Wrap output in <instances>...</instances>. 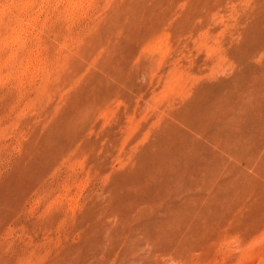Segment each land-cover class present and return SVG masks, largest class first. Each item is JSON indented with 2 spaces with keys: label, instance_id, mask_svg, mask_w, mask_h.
Returning <instances> with one entry per match:
<instances>
[{
  "label": "rangeland",
  "instance_id": "374dc122",
  "mask_svg": "<svg viewBox=\"0 0 264 264\" xmlns=\"http://www.w3.org/2000/svg\"><path fill=\"white\" fill-rule=\"evenodd\" d=\"M263 25L264 0H0V264H64L67 255L76 260L68 264H80L81 256L84 262L90 256V264H264ZM208 96L219 98L211 101ZM210 103L214 111L209 118L216 122L202 111ZM218 120L224 125L217 128ZM211 131L241 141L229 136L219 142ZM230 137L235 148L228 145ZM182 138L189 150L179 154L173 142H184ZM169 146L175 158L179 155L176 162L169 161L173 169L168 162L170 166H163L172 153ZM197 146V154L192 153ZM205 149L208 161L203 159ZM192 154L198 158L192 160ZM202 161H207L205 167ZM190 162L200 166L195 168L200 174L194 172L199 179L187 174L189 167L194 170ZM156 163L162 165L155 170ZM216 169L218 182L231 179L239 185L234 182L229 189L222 181V189L216 182L217 194L231 199L221 204L215 200L217 187L210 183L216 181ZM172 170L180 179H175L179 191L170 187ZM211 172L215 176L209 180ZM178 175H191L187 178L205 182L209 189L194 180L192 185L187 181L189 189L183 184V191L184 179ZM186 189L197 194L191 195L196 207ZM179 194L194 206L185 196L178 199ZM156 195H173L175 200L165 196L163 204ZM172 200L181 208L190 205L185 209L211 206L223 212L215 210L213 221L212 214L206 215L195 227L199 232L185 230L189 235L182 232L173 239L174 246L147 242L139 222L148 216L159 219L161 210L174 206ZM153 207L160 209L156 213ZM123 211L127 217L118 220ZM120 221H128L126 228L132 223L129 231ZM131 236L138 240V251ZM75 246L79 249L73 250ZM86 246L95 250L93 256L90 250L82 255L89 253ZM71 248L75 253L67 254Z\"/></svg>",
  "mask_w": 264,
  "mask_h": 264
},
{
  "label": "bare ground",
  "instance_id": "6f19581e",
  "mask_svg": "<svg viewBox=\"0 0 264 264\" xmlns=\"http://www.w3.org/2000/svg\"><path fill=\"white\" fill-rule=\"evenodd\" d=\"M263 27H264V25H263ZM260 28H261V26H260ZM263 30H264V29H263ZM260 31H261V30H260ZM257 32H258V31H256V33H257ZM262 32H264V31H262ZM260 33H261V32H260ZM258 34H259V33H258ZM260 35H262V34H260ZM263 36H264V34H263ZM263 65H264V64H263ZM263 65H260V68H261L262 71H263V69H262ZM257 71L259 72L260 70H257ZM257 71H256V72H257ZM258 72H257V73H258ZM260 72H261V71H260ZM257 73H256V74H257ZM262 74H263V73H261V75H262ZM247 75H248V74H247ZM247 75H245L244 77H246ZM249 75H250V74H249ZM249 75H248V76H249ZM261 75H260V76H261ZM250 76H252V75H250ZM253 76L256 77L255 75H253ZM257 76H258V75H257ZM262 77H263V75H262ZM249 78H250V77H248V79H249ZM263 78H264V77H263ZM263 78H258V79H262V80H263ZM246 79H247V78H246ZM248 79H247V81L244 80V79H242V80H244V82L246 81V83H247V82H250ZM252 79H254V78L252 77ZM256 79H257V77L254 79V83H256V82H255ZM240 81H241V80H240ZM240 81H238V82H240ZM251 83H253V80L251 81ZM251 83H250V84H251ZM259 83L262 84L263 82H259ZM257 84H258V81H257ZM245 85H246V84H245ZM248 85H249V83H248ZM252 85H253V84H252ZM252 85H250V86H251L254 90H256V91H258L259 89H261V86H262V85H261L260 88H259V87H255V88H254ZM259 85H260V84H259ZM259 85H258V86H259ZM254 86H255V85H254ZM246 87L248 88V86H246ZM251 87H250V89H249V90H250V94H249L248 90H247L246 92H248V94L252 96V95H254V94H251V90H252ZM247 88H245V89H247ZM256 88H257V89H256ZM258 88H259V89H258ZM262 89H263V86H262ZM241 90H242V92H243V87L241 88ZM260 91H261V90H260ZM260 91H259V93H260ZM263 91H264V90H263ZM244 93H245V92H243V95H244ZM259 93H258V94H259ZM261 93H262V91H261ZM239 94H241V92H240ZM239 94H238V95H239ZM246 94H247V93H246ZM255 94H257V92H256ZM263 94H264V93H263ZM243 95H242V96H243ZM240 96H241V95H239V97H240ZM246 96H248V95H246ZM258 96H259V95H258ZM260 96H261V94H260ZM208 97H209V99H210L211 101H213V100L219 98V97L215 98V96H214L215 99H214L213 97H211V96H208ZM237 97H238V96H237ZM211 98H213V99H211ZM247 98H248V97H247ZM260 98H261V97H260ZM262 98H264V97L262 96ZM206 99H207V98H206ZM231 99H232V98H231ZM231 99L228 98V100H231ZM239 99H241V98H239ZM242 99H243V98H242ZM207 100H208V99H207ZM228 100H227V102L229 103ZM233 100H234V99L231 100L232 103H233ZM250 100L252 101V98L250 99V97H249V101H250ZM216 101H218V100H216ZM237 101H240V100L237 99ZM241 101H243V100H241ZM262 101H263V100H261V102H262ZM214 102H215V101H214ZM235 102H236V97H235ZM235 102H234V104H235ZM246 102H248V101H245V103H246ZM254 102H256V101H254ZM207 103H208V102H207ZM215 103H216V102H215ZM224 103H226V102H224ZM239 103H240V102H239ZM239 103L237 102V103H236V106H237V104H239ZM249 103H250V102H249ZM234 104H233V106L235 107ZM240 104H241L242 106L244 105V104H242V102H241ZM256 104H257V103L253 104V106L255 107ZM259 104H260V103H259ZM210 105H211V103H210V104H206V105H204L205 108L202 110V111L206 114V116H208V118L212 116L211 114H212V112L214 111V109H212V107H211ZM241 105H240V106H241ZM257 105H258V104H257ZM260 105H261V104H260ZM226 106H227V105H226ZM226 106H225V107H226ZM238 106H239V105H238ZM240 106H239V107H240ZM251 106H252V105H251ZM253 106H252V107H253ZM222 107H223V105H222ZM222 107H220V108H222ZM244 107H245V106H244ZM252 107H251V108H252ZM258 107H259V106H258ZM258 107H257V109H258ZM263 107H264V104L262 103V108H263ZM214 108H215V107H214ZM226 108H228V107H226ZM232 108H233V107H232ZM259 108H260V107H259ZM228 109H229V108H228ZM234 109H235V108H234ZM260 109H261V108H260ZM220 110H221V109H220ZM241 110H242V108L240 109V111H241ZM216 111H218V109H216ZM256 111H257V110H256ZM262 111H264V110H262ZM236 112H237V111H236ZM260 112H261V110H260ZM240 113H241V112H240ZM257 113H259V111H257ZM213 114H214V113H213ZM250 114H251V113H250ZM250 114H248V115H246V116H249ZM252 114H253V113H252ZM241 115H242V114H241ZM255 115H256V114L254 113V116H255ZM221 116H222V115H221ZM231 116H232V115H231ZM231 116H230L229 118H232ZM234 116H235V115H234ZM236 117H237V115H236ZM236 117H233L232 120H233L234 118H236ZM255 117H257V115H256ZM221 118L223 119V117H219V118H217V119L220 120ZM229 118H228V119H229ZM250 118H251V116H250ZM257 118H258V117H257ZM257 118H256V119H257ZM206 119H207V117H206ZM209 119H210V121H211V120H212V121H215V122L217 121V120L213 119V117H212V119H211V118H209ZM245 119H246V118H245ZM253 119H254V118H253ZM219 120H218V122H219ZM225 120H227V117H226L225 119H223V121H224L223 123H225ZM247 120H248V117H247ZM208 121H209V120H208ZM250 121H251V120H250ZM252 121L256 122L255 120H252ZM206 122H207V121H205V123H206ZM234 122H237V121H234ZM205 123H204V125H205ZM220 123H222V121L219 122L218 124H216V125H217V128H218V126H219ZM223 123L220 124V126L224 125ZM249 123H250V122H249ZM211 124H213V123H211ZM214 125H215V124H214ZM209 128H210V126H209ZM211 128H212V127H211ZM210 130H211V129H210ZM245 130H246V129H245ZM245 130H241V131H244V133H245ZM248 130H249V129H248ZM248 130H246V133L248 132ZM263 130H264V129H263ZM241 131L239 130V132H241ZM211 132H212V133H211L212 135H214V134L216 135V133H217V136H218L219 133H220V131H218V132H216V133H215V131H214V134H213V131H211ZM221 132H222V134L225 135L224 131H221ZM235 133H236V132H235ZM237 133H238V131H237ZM230 134H231V133H230ZM215 135H214V136H215ZM228 135H229V133H228ZM263 135H264V131H263ZM229 136H232V134L229 135ZM229 136L227 137V134H226V135L223 137L224 139H222V137L220 138V136H218L219 138H217V139H218V141L222 139L221 142H224L225 137H226V138H229ZM233 136H234L235 139H237V140L240 139L239 137H237V136H235V135H233ZM233 136H232V137H233ZM215 137H216V136H215ZM236 137H237V138H236ZM183 138H184V137H183ZM183 138H182L183 141H184V139H187V138H184V139H183ZM217 139H214V140L216 141ZM235 139H234V141H235L236 143H237V142L240 143L241 139L238 140V141L235 140ZM180 141H181V140H180ZM226 141H227V142H226L227 144H228L229 141H230L229 143L233 142L232 139H231V137H230L229 141H228V139H227ZM178 142H179V141H178ZM178 142H177V144H176V142H173V144L175 143V145H173V146L175 147V148H174V151H175V149H177V150H179V151H178L179 154H182L183 151L186 152V151L189 150V143H187V142H185V141H184V142L181 141V143H178ZM195 142H197V141H195ZM219 142H220V141H219ZM198 143H200V142L198 141V142H197V145H198ZM232 144H233V143H231V145H230V144H228V145L231 146V147H233L234 144H233V145H232ZM170 145H172V143H171ZM195 145H196V143H195ZM199 145H200V144H199ZM221 145H222V144H221ZM223 145H225V146L227 147L226 144H223ZM223 145H222V146H223ZM229 146H228V148H230ZM167 147H168V146H167ZM167 147H166V148H167ZM195 147H196V146H195ZM169 148H170V150H171V147H170V146H169ZM192 148L194 149V145H193ZM234 148H235V146H234ZM197 149H198V146H197V148H195V151H194V152L192 151V153H195V152H196V154H197ZM207 149H208V148H207ZM207 149H205L206 151L204 150V152H203V155H205V157H203V159L205 158V160H207V159H206V157H207L206 152H207L208 150H210V149H208V150H207ZM170 150H169V151H170ZM172 150H173V149H172ZM172 150H171V152H172ZM191 150H192V149H191ZM163 151H165V150L163 149ZM166 151L169 152L168 150H166ZM210 151H211V150H210ZM161 152H162V151H161ZM190 152H191V151H190ZM208 152H209V151H208ZM208 152H207V153H208ZM212 152H213V150H212ZM212 152H211L210 154H212V157L214 158L215 156L213 155ZM162 153H163V152H162ZM162 153H160V155H162ZM164 154H165V152H164ZM164 154H163V155H164ZM166 154H167V153H166ZM168 154H169V153H168ZM168 154H167V156H166V157H167L166 160H165V158H164V159H163V158L161 159V161H162V160H163V161H164V160L166 161V162L164 161L165 163H164V165H163V166H165V167L171 165L169 161H172L171 163H174V162H176L175 160L177 159V157H179V155H178V156H176V158H175V154H176L175 152H172L171 155H169V156H168ZM185 154H186V153H185ZM187 154H188V153H187ZM187 154H186V155H187ZM190 154H191V153H189V155H190ZM186 155H185V156H186ZM189 155H187V157H189ZM192 155H193V154H192ZM163 157H165V156H163ZM181 157H182V156H181ZM187 157H186V158H187ZM193 157H194V159H195V158H196V159L198 158V157H196L195 155H193V156H192V160H194ZM212 157H211V155H210V158H211V160H212V162H213V163H211V164H214V160L212 159ZM216 157H217V156H216ZM216 157H215V158H216ZM159 158H160V157H159ZM159 158H158L159 163H162L163 161L161 162ZM208 158H209V155H208ZM210 158H209V159H210ZM217 158H218V157H217ZM217 158H216V159H217ZM190 159H191V158H188V159H186V160H190ZM218 159H219V158H218ZM177 160H178V159H177ZM186 160H185V163H186ZM207 161H208V160H207ZM207 161H206L205 164H207ZM215 161H217V160H215ZM219 161H220V160H219ZM219 161H217V162H219ZM167 162H168L170 165L167 164ZM187 162H189V161H187ZM196 162H197V161H196ZM198 162H199V161H198ZM203 162H204V161H202V164H203ZM222 162H223V160H222ZM222 162H221V163H222ZM215 163H216V162H215ZM219 163H220V162H219ZM224 163H226V162L224 161ZM162 164H163V163H162ZM162 164H159V166L161 167ZM166 164H167V165H166ZM186 164H187V163H186ZM192 164H193V162H192V163H191V162L189 163V165H191V166H192ZM194 164H195V162H194ZM194 164H193V167H194V170H195V168H197V167H195ZM198 164H199V163H198ZM205 164H203V166H204ZM211 164L208 165V166H211ZM226 164H227V163H226ZM173 165H174V164H173ZM175 165H176V164H175ZM216 165H217V164L212 165L213 168H214ZM218 165H219V164H218ZM227 165H228V164H227ZM227 165H226V169H227V168H230V167H228ZM153 166H155V165H153ZM157 166H158V163H156V167H157ZM159 166H158V167H159ZM183 166H184V165H183ZM196 166H197V165H196ZM203 166H202V167H203ZM206 166H207V165H206ZM223 166H225V164H222V165L220 164L218 167L221 168V167H223ZM158 167L155 168V170L158 169ZM171 167H172V168H171ZM171 167H170V168L173 169V166H172V165H171ZM184 167H185V166H184ZM184 167H183V169H184ZM188 167H189V166L187 165L186 168H188ZM199 167H200V166H199ZM199 167H198V168H199ZM204 167H205V166H204ZM216 167H217V166H216ZM198 168H197V169H198ZM167 169H168V168H167ZM183 169L181 170L182 173H184ZM189 169L192 170V171H190ZM189 169H188L189 172H187V170H186L187 174H189V173H190V174H194V175H192V176H196L197 173L200 174V172H198L199 169H198L197 171H196V170L194 171V170H193L192 168H190V167H189ZM226 169H225V170H226ZM149 170H150V169H149ZM159 170H160V168H159ZM159 170H157V171L160 172ZM207 170H208V169H207V167H206V171H207ZM219 170H221V169H219ZM223 170H224V169H222V173H223ZM230 170L232 171L231 168H230L229 170H227V171L229 172ZM157 171H156V172H157ZM167 171H168V170H167ZM167 171H166V169H165V172H167ZM176 171H178V170H176ZM202 171L204 172V169H203V168H202ZM208 171H210V169H209ZM211 171H213V170H211ZM216 171H218V170L216 169ZM216 171H215V174H216ZM231 171H230L229 173H230V174H233V173H231ZM168 172H169V171H168ZM168 172H167V174H168ZM172 172H173V170L171 171V177H170L171 180H173V177L175 176V175L172 176V175H173ZM192 172H193V173H192ZM194 172H195V173L197 172V173L195 174ZM203 172H202V173H203ZM225 173H226V172L224 171V174H225ZM148 174H149V173H147V175H148ZM157 174H160V173H157ZM157 174H156V176H159V175H157ZM164 174H165V173H164ZM167 174L163 175V179L166 177ZM208 174L210 175V177H209V180H210L212 172H211V173H208ZM213 174H214V173H213ZM213 174H212V176L214 177L215 174H214V175H213ZM218 174H219V171H218V173L216 174V177H214L215 179L218 177ZM149 175L151 176V174H149ZM149 175H148V176H149ZM182 175H183V174H182ZM184 175H185V173H184ZM184 175H183V176H184ZM201 175H203V174H201ZM220 175H223V174H220ZM167 176H170V175L168 174ZM178 176H179V175H178ZM183 176L180 175L179 177H183ZM189 176L191 177V175H188V176L186 175V178H184V177H185V176H184V177L181 178V179H182V180H183V179H184V180H185V179H188ZM198 176H199V175H198ZM198 176H196L197 179L200 178V176H199V178H198ZM230 176H231V175H230ZM151 177H153V176H151ZM154 177H155V176H154ZM176 177H177V175L175 176V178H174V180H173V183H172L173 185H170L172 181H169L170 183L168 182L169 185H170V187H171V186L173 187V186L175 185L176 180H178V178L176 179ZM187 177H188V178H187ZM202 177H203V176H202ZM213 177H212V178H213ZM223 177H224V175H223ZM233 177H234V175H233ZM158 178L161 179L160 176H159ZM158 178H156V180H157ZM214 178H213V179H214ZM220 178H222V177L220 176ZM220 178H219L218 180H220ZM224 178L227 179V178H230V177H229V175H228V177L225 176ZM235 178H236V176H235ZM160 179H159L158 181H160ZM163 179H162V181H160L161 183L164 181ZM175 179H176V180H175ZM193 179H194V178H193ZM213 179H211V180H213ZM215 179H214V180H215ZM179 180H180V179H179ZM179 180H178L177 183H179ZM182 180H181V181H182ZM184 180H183V181H184ZM194 180H196V179H194ZM194 180L192 181V179L190 178V179L184 181L185 183H184L183 181H182V183L180 182V188L183 190V188H184V187H183V184H185L184 186L186 187V185H187V184H186L187 181H188V184H190L191 181H192L194 184L198 183V185H196V186H199V184H201V183H199L198 180H196V183H195ZM209 180H208V181H209ZM214 180H213V181H214ZM230 180H231V179H229V180L227 179V181H229V182H231V183L227 182L226 180L223 181L222 179L220 180L221 182H220V181L218 182L217 179H216L215 182H210V181H209V182L212 183L213 186H216L218 183H220V184H221V187H220V186H219V187L222 188V184L226 181V183H227L226 185L229 186V189H230V188L233 189L232 184H233L236 180L234 179V180H235L234 182H233L232 180H231V181H230ZM167 181H168V177H167ZM167 181H166V182H167ZM189 181H190V182H189ZM203 181H205V179H203L202 182H203ZM222 181H223V183H222ZM237 181H239V180H237ZM192 182H191V185L193 184ZM216 182H218V183L216 184ZM144 183H145V180H144ZM164 183H165V182H164ZM210 183H209V184H210ZM235 183H236V182H235ZM238 183H239V182H238ZM157 184H158V183H157ZM204 184H205V186H206V183H205V182L202 183L201 185L204 186ZM212 184L210 185V188H211ZM140 185H141V184H140ZM142 185H143V184H142ZM161 185H163V184H161ZM165 185H166V184H165ZM165 185H163V188H164ZM178 185H179V184H178ZM178 185H175V187H174V191H175V188H176ZM236 185L239 186L237 183H236ZM144 186H145V185H144ZM181 186H182V187H181ZM189 186H190V185H189ZM194 186H195V185H194ZM213 186H212V187H213ZM223 186H225V183L223 184ZM230 186H232V187H230ZM141 187H143V186H141ZM141 187H140V188H141ZM160 187H161V186H160ZM165 187L168 188V184H167ZM190 187H192V186H190ZM206 187H207V190H208V189H209V188H208L209 185L206 186ZM206 187H205V188H206ZM216 187H217V186H216ZM186 188H188V187H186ZM192 188H193V187H192ZM195 188H196V187H195ZM197 188H198V187H197ZM213 188L215 189V187H213ZM220 188H219V190H220ZM224 188H225V187H224ZM224 188H222V189H224ZM176 189H178V191H179V188H178V187H177ZM184 189H185V188H184ZM188 189H189V188H188ZM198 189H199V188H198ZM214 189H210V190L213 191ZM225 189H226V188H225ZM142 190H143V189H142ZM149 190H150V189H149ZM166 190H167V189H166ZM168 190H169V189H168ZM168 190H167V191H168ZM190 190H191V188H190ZM202 190H203V189H202ZM178 191H176V193H177ZM183 191H184V190H183ZM203 191L206 192V190H203ZM215 191H216V192H215L216 194H217V192H218V194L220 193V192L218 191V187H217V189H216ZM149 192H150V191H149ZM153 192H154V191H153ZM171 192H172V191H170L169 193L171 194ZM186 192H187V189H186ZM189 192H190V191H189ZM189 192H187V195H188L189 197H191L192 194L195 195V197H197V194H196V193H195V194H194V193H191V195H189V194H190ZM208 192H209V191H208ZM208 192H207V193H208ZM213 192H214V191H213ZM157 193H158V192H157ZM179 193H180V192H179ZM181 193H182V191H181ZM181 193H180V194H181ZM188 193H189V194H188ZM197 193H198V192H197ZM200 193H201V192H200ZM200 193H199V194H200ZM210 193H211V192H210ZM210 193H209V195H210ZM173 194H175V193H173ZM180 194H179L178 199H181L182 197H184V196L186 195V193H185L184 196H181V195L184 194V192H183V194H181V195H180ZM212 194H213V193H212ZM212 194H211V198H212V196H215V195H212ZM218 194H217V195H218ZM175 195L178 196V194H175ZM200 195H202V193H201ZM209 195H206V196L208 197ZM217 195H216V196H217ZM220 195H221V194H220ZM156 196L158 197V195H156ZM163 196H164V195H163ZM163 196H160V195H159V197H162V201L164 200V203H163V202H162V203L165 204V201H167V200H165V196H166V195H165L164 197H163ZM168 196H169V200H170L171 198H173V197H171V196H173V195H167L166 198H168ZM203 196H204V195H203ZM216 196H215V197H216ZM157 197H155V198H157ZM159 197H158V198H159ZM180 197H181V198H180ZM189 197H188V198H189ZM195 197H191V198H195ZM198 197H199V196H198ZM207 197H206V198H207ZM215 197H214V198H215ZM218 197H219V198H222V199H224V200L219 202V200H222V199H218ZM218 197L215 198V200L217 199L216 202L218 201V203H220V204H221L222 202L225 203L226 198L229 199L228 201L231 200L230 197H228L227 195H226L225 197H222V195H221V196L218 195ZM153 198H154V197H153ZM163 198H164V199H163ZM174 198H175V196H174ZM174 198H173V200H175ZM176 198H177V197H176ZM184 198L187 199L186 196H185ZM206 198L204 197V200L207 201L208 198H207V199H206ZM211 198L209 197L208 201H209ZM138 199H139V198H138ZM160 199H161V198H160ZM182 199H183V198H182ZM186 199H185V200H186ZM189 199H190V198H189ZM136 200H137V199H136ZM153 200H154V199H153ZM157 200H158V199H157ZM173 200L170 201V202H172V205H174V206L178 205L179 202H178V203H177V202H174V204H173ZM185 200H184V201H185ZM191 200H192V201H190L191 203H192L193 200H194V202H195L194 204H195V207H196V206H197V205H196L197 203H196V201H195L196 198H195V199H191ZM213 200H214V199H213ZM215 200H214V201H215ZM129 201H130V200H129ZM144 201H145V200H143V198H142V202H144ZM179 201H180V200H179ZM182 201H183V200H182ZM182 201H181V202H182ZM186 201L189 202L188 199H187ZM208 201H207V202H208ZM228 201H227V202H228ZM145 202H147V201H145ZM168 202H169V201H168ZM187 202H186V204H184L185 206L187 205ZM190 202H189V203H190ZM124 203H126V202L124 201ZM135 203H138V201L135 202ZM153 203H154V202H153ZM160 203H161V201H160ZM160 203H159V204H160ZM162 203H161V205H162ZM175 203H177V204H175ZM191 203H190V205H191ZM203 203H204V202H203ZM7 204H8V203H7ZM120 204H121V206H119V207H120V209H121L123 202H121ZM127 204H128V203H127ZM129 204H131V201H130ZM132 204H133V202H132ZM132 204H131V207H132ZM144 204H147V203H144ZM159 204H157V205H159ZM166 204H167V203H166ZM194 204H192L191 206L193 207ZM124 205H125V204H124ZM168 205H169V204H168ZM190 205H189V206H190ZM134 206H137V204H136V205H133V207H134ZM138 206H139V205H138ZM138 206H137V207H138ZM155 206H156V205H155ZM165 206H166V205H165ZM174 206H173L172 208L169 206V209H168L165 213H163L164 210H161V211H162V214L160 215L161 218H160V216L158 215L159 219L157 218V215L154 214V215L156 216L155 219H150V220H148V218H149V216H148L147 218L145 217V219H147V221H145V219H144L145 222L141 223L142 220H141V222H139V228H138V230H142V231L144 232L143 234H145V237L142 235V236H143V237H142L143 239L145 238V239L147 240V242H158V243H159V246H161V247H162L163 245H165V244H162L163 242H164V243H165V242H169V243L171 242V245L173 244V246H174V243H172L173 239H174V240H175V239H178L179 236H180V234H181L182 232H183V234H181V235H185V236H186V234H187V236H188L189 233H187V231H188L189 229H191L192 227H193V228L197 227V225L199 224L198 222H199V221L201 222V219H203V218H204L206 215H208V214H212V213H214L215 210H216V208H217V207H216V208H213V207H211V206H210L211 208H210V207H205V206L203 207V206H202V203H201V206H202V207H198V208H195V209H192V208L185 209V208H187L188 205H187L185 208H181V207H178V206L174 207ZM189 206H188V207H189ZM137 207H135V209H136ZM160 207H161V206H160ZM160 207H159V208L157 207V209H160ZM167 207H168V206H167ZM241 207H242V206H241ZM153 208H154V207H153ZM162 208H165V207H162ZM145 209H147V208H145ZM157 209H156V207L154 208L155 211H156ZM117 210H118V209H117ZM218 210H219V208H218ZM218 210H216V211H218ZM119 211H120V210H119ZM157 211H159V210H157ZM157 211H156V213H157ZM161 211H160V212H161ZM139 212H140V211H139ZM219 212H220V211H218V213H219ZM222 212H223V211H221L220 213H222ZM153 213H155V212H153ZM220 213H219V214H220ZM139 214H140V213H139ZM126 215H128V211H123V213H122V215H121V218H120V215H119L118 220H120V219L125 220V218L127 217ZM130 215H131V213H130ZM217 215H218V214H217ZM217 215H216V216H217ZM135 216H136V215H135ZM137 216L139 217L140 215L137 214ZM211 216H212V221H213V219H215L216 217H213V214H212ZM214 216H215V215H214ZM193 217H197V218H196V219H197L196 222H195V218L193 219ZM156 218H157V219H156ZM210 218H211V217H210ZM210 218H209V219H210ZM198 219H199V220H198ZM209 219H207V220H209ZM118 220H117V223H118ZM139 220H140V219H139ZM129 221H131V219H129ZM202 221H203V220H202ZM209 221H211V219H210ZM121 222H122V221H120L119 223H121ZM124 222H125V221H124ZM123 224H124V225H123ZM127 224H128V221L126 222V224L122 222L121 225H123V227L126 228V225H127ZM200 224L202 225L203 223H200ZM104 225H105V224H104ZM135 225H136V223H135ZM98 226H99V225H98ZM102 226H103V225H102ZM102 226H101V227H102ZM112 226H114V225H112ZM112 226H111V227H112ZM130 226H132V223H131ZM130 226L128 225V228H129ZM133 226H134V224H133ZM136 226L138 227V222H137V225H136ZM202 226H203V225H202ZM111 227H109V228H107V229L109 230V229H111ZM116 227H117V226H115V227L113 228V230H115V229L118 230V229H119V228H116ZM134 227H135V226H134ZM134 227L131 228V230L133 229L131 233H133L134 231H135V232L137 231V230H136L137 227L135 228V230H134ZM99 228H100V227H99ZM121 228H122V227H121ZM128 228H126V229H127L126 231H129ZM193 228H192V231H196V229H198V228H195V230H193ZM203 228H204V227H203ZM97 229H98V227H97ZM201 229H202V227H201ZM108 230H107V231H108ZM117 230H115V232H116ZM185 230H187V231H186V234L184 233ZM107 231H106V232H107ZM120 231H122V230H120ZM124 231H125V229H124ZM124 231H123V232H124ZM95 232H96V229H95ZM97 232H98V231H97ZM113 232H114V231H112V229H111V231H109V233H112V234L108 235V237L110 236L109 238H111V237L113 238V236H112V235H114ZM123 232L120 233L119 235L123 234ZM135 232H134V234H135V236H137V234H136ZM140 232H141V231H140ZM140 232H139V233H140ZM189 232H190V231H189ZM196 232H199V231H196ZM196 232H195V233H196ZM109 233H108V234H109ZM118 233H119V231H118ZM118 233H117V234H118ZM124 233H125V232H124ZM131 233H129V234L131 235ZM139 233H138V234H139ZM193 233H194V232H193ZM97 234H98V233H97ZM106 234H107V233H106ZM117 234H116V235H117ZM127 235H128V234H127ZM127 235H126V236H127ZM130 235H129V237H130ZM132 235H133V234H132ZM106 236H107V235H106ZM106 236H105L104 238H106ZM117 236H118V235H117ZM122 236H123V239L119 238V240H117V241H119V244H120V242H121L120 239H121L122 241L125 240V238H124V234L121 235V237H122ZM126 236H125V237H126ZM135 236H134V237H135ZM140 236H141V235H140ZM85 237H87V236H85ZM85 237H84V239H85ZM94 237H95V235H94ZM182 237H183V236H182ZM112 238H111V239H112ZM114 238H116V236H115ZM114 238H113V239H114ZM117 238H118V237H117ZM131 238H133V237L131 236ZM187 238H188V237H187ZM187 238H185V239H187ZM87 239H88V237H87ZM87 239H86V240H87ZM93 239H94V238H93ZM93 239H92V240H93ZM106 239H107V238H106ZM113 239H112V240H113ZM126 239H127V238H126ZM129 239H130V238H129ZM88 240H89V239H88ZM104 240H105V239H104ZM133 240H135V242H137L136 245H135V244H133V245L135 246V250L138 251L139 248H138V249L136 248V246H137V244H138V240H136V239H134V238H133ZM133 240H132V241H133ZM141 240H142V239H141ZM102 241H103V240H102ZM106 241L110 242V239H109V240H106ZM106 241H104L103 243H106ZM115 241H116V240H115ZM128 241H130V242L132 243L131 240H128V239H127L126 242L128 243ZM176 241H179V240H176ZM176 241H175V242H176ZM181 241H182V240H181ZM184 241H185V240H184ZM87 242H88V241H87ZM87 242L84 241V243H87ZM133 242H134V241H133ZM145 242H146V241H145ZM161 242H162V243H161ZM115 243H116V242H115ZM122 243H123V242H122ZM122 243H121V244H122ZM131 243H130V244H131ZM169 243H168V244H169ZM179 243H180V241H179ZM181 243H182V242H181ZM88 244H89V242H88ZM88 244H87V245H88ZM93 244H95V239H94ZM101 244H102V242H101ZM107 244H108V243H106V245H107ZM130 244H127V246L130 245ZM161 244H162V245H161ZM176 244H177V242L175 243V247L177 246ZM103 245H105V244H103ZM106 245H105V246H106ZM116 245H117V244H116ZM122 245H123V244H122ZM133 245L131 244V246H130V248H129L130 250L128 249L129 246L127 247V249H128L130 252H133V255H135V254H134V248L132 249V246H133ZM83 246H84V244H83ZM83 246H82V247H83ZM89 246H91V243L89 244ZM96 246H97V245H96ZM96 246H93V245H92L91 247H92V248H95ZM107 246H108V245H107ZM107 246H106V248H107ZM165 246H167V244H166ZM79 247H80V245H79ZM137 247H139V246H137ZM140 247H141V246H140ZM143 247L146 248L144 245H142V248H143ZM163 247H164V246H163ZM74 248H76V246H75ZM74 248H73V250H78V249H79V248H76V249H74ZM84 248H85V247H84ZM86 248L88 249L87 246H86ZM144 248H143V252H144ZM147 248H148V247H147ZM150 248H151V247H150ZM167 248H168V247H167ZM80 249H83V248L80 247ZM87 249H84V250L87 251ZM95 249H96V248H95ZM104 249H105V248H104ZM108 249H109V248H108ZM131 249H132L133 251H131ZM161 249H162V248H161ZM71 250H72V248H71L70 250H68L67 254H68L69 251H71ZM73 250H72V251H73ZM89 250H90L91 254L93 253V254H92V256H93L94 253H95V252H93V251H95V250H91V248H89V249H88V252H89ZM97 250H98V248H97ZM106 250H107V249H106ZM124 250H125V249H124ZM124 250H123V251H124ZM140 250H141V252H142V249H140ZM140 250H139V251H140ZM146 250H147V249H146ZM162 250H163V249H162ZM162 250H161V251H162ZM165 250H166V249H165ZM72 251H71V252H72ZM109 251H110V249H109ZM150 251H152V249H151ZM158 251H160V250H158ZM163 251H164V250H163ZM73 252H74V251H73ZM90 252L87 253V254H85V251H84V254H82L83 252H82L81 254H82V255H88V254L90 255ZM106 252L108 253V251H105V254H106ZM110 252H112V251H110ZM116 252H117V251H116ZM116 252H114V255H115ZM124 252H125V251H124ZM124 252H122V253H124ZM135 252H136V251H135ZM147 252L150 253V255H151V254L154 253V250L152 251L153 253H152V252H149V249L147 250ZM172 252H173V251H172ZM74 253H75V252H74ZM74 253H72V254H74ZM112 253H113V252H112ZM126 253L128 254L129 252L126 251ZM138 253H139V252H138ZM145 253H146V252H145ZM156 253H157V252H156ZM70 254H71V253H70ZM72 254H71V255H72ZM77 254H78V253H77ZM81 254H80V251H79V257L81 256ZM108 254H110V253H108ZM136 254H137V253H136ZM140 254H141V253H140ZM154 254H155V253H154ZM154 254H153V255H154ZM171 254H172V253H171ZM74 255H75V254H74ZM74 255H72V256H74ZM96 255H97V253H96ZM96 255L94 256L95 258H94V257H93V258L97 260V256H96ZM102 255H103V254L101 253V256H102ZM112 255H113V254H112ZM122 255L125 256V254H122ZM128 255L133 256L131 253H129ZM146 255H147V253H146ZM150 255H149V256H150ZM163 255H164V254H163ZM169 255H170V254H169ZM173 255H174V254H173ZM65 256H66V255H65ZM69 256H70V255H67L68 258H69ZM72 256H71V257H72ZM99 256H100V255H99ZM106 256H107V255H106ZM108 256H109V255H108ZM124 256H122L123 260H124ZM135 256H136V255H135ZM135 256H134V257H135ZM140 256H141V255H140ZM144 256H145V255H144ZM144 256H143V257H144ZM147 256H148V255H147ZM147 256H146V257H147ZM149 256H148V258H149ZM67 257L64 258V260L67 259V260L64 261V264H68V263H70L69 261L72 260V258H71V260H70V258L68 259ZM75 257H76V256H75ZM79 257H77V260H78ZM81 257H82V259H83V262H81L80 260H78V262H79V261L81 262L80 264H82V263H83V264H84V263L88 264V263H89V262L87 263V259L90 261V259L88 258V257H90V256H87V259L85 258L86 262H84V258H83V256H81ZM81 257H80V258H81ZM84 257H86V256H84ZM102 257H103V256H102ZM102 257H101V259H103ZM125 257H126V256H125ZM134 257H131V259L134 260V259H133ZM138 257H139V256H138ZM141 257H142V256H141ZM150 257H151V256H150ZM166 257H167V256H166ZM91 258H92V257H91ZM93 258H92V259H93ZM98 258H99V257H98ZM148 258H147V259H148ZM169 258H170V256H169ZM169 258H168V259H169ZM94 259H93V260H94ZM105 259H106V258H105ZM109 259H110V256H109ZM111 259H112V258H111ZM126 259H127V258H126ZM126 259H125V260H126ZM139 259H140V257H139ZM145 259H146V258H145ZM145 259L143 258L144 261H145ZM147 259H146V260H147ZM150 259H151V258H149L147 261L150 262ZM170 259H171V258H170ZM68 260H69V261H68ZM73 260H74V262H73ZM73 260H72L71 262L75 263L76 260L74 259V257H73ZM98 260H99V259H98ZM106 260H107V259H106ZM128 260H130V259H127V261H128ZM136 260H137V259H136ZM141 260H142V259H141ZM141 260H138V261L140 262ZM156 260H157V259H156ZM67 261H68V263H65V262H67ZM91 261H92V260H91ZM91 261H90V263H91ZM94 261H95V260H94ZM94 261H93V262H94ZM158 261H159V260H158ZM158 261H157V262H158ZM161 261H162V260H161ZM161 261H159V263H160ZM95 262H96V261H95ZM107 262H110V260H107ZM124 262H125V261H123L122 263H124ZM134 262H135V260H134ZM141 262H142V261H141ZM141 262H140L139 264H145V263H141ZM90 263H89V264H90ZM105 263H106V261H105ZM120 263H121V261H120ZM122 263H121V264H122ZM126 263H127V262H126ZM129 263H131V261H129ZM76 264H77V263H76ZM78 264H79V263H78ZM94 264H95V263H94ZM96 264H97V262H96ZM137 264H138V263H137ZM146 264H147V263H146ZM160 264H161V263H160Z\"/></svg>",
  "mask_w": 264,
  "mask_h": 264
}]
</instances>
